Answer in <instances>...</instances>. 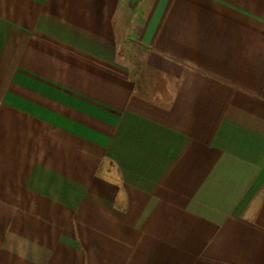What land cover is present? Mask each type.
Masks as SVG:
<instances>
[{
	"label": "crops",
	"instance_id": "1",
	"mask_svg": "<svg viewBox=\"0 0 264 264\" xmlns=\"http://www.w3.org/2000/svg\"><path fill=\"white\" fill-rule=\"evenodd\" d=\"M0 264H264V0H0Z\"/></svg>",
	"mask_w": 264,
	"mask_h": 264
}]
</instances>
